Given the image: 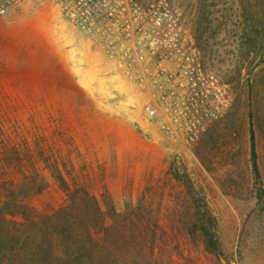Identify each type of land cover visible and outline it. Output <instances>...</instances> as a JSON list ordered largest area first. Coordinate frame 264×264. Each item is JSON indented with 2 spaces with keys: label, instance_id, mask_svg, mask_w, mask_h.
<instances>
[{
  "label": "rangeland",
  "instance_id": "rangeland-1",
  "mask_svg": "<svg viewBox=\"0 0 264 264\" xmlns=\"http://www.w3.org/2000/svg\"><path fill=\"white\" fill-rule=\"evenodd\" d=\"M121 1L126 21L132 2L156 0ZM167 1L181 9L184 34L196 47L180 0ZM207 2L212 4L210 45L196 48L226 84L230 105L197 142L184 146L145 121L149 93L135 76L149 71L147 62L121 67L103 47L102 34L72 26L57 7L41 1L26 2L0 20V152L8 155L16 148L27 174L32 163L56 165L71 188L85 187L103 208L109 197L123 213L145 195L144 207L160 209L172 244H187L172 232L179 227L181 189L171 178L174 163L204 192L217 217L221 263L264 264V49H239L238 0L233 9L228 0ZM251 126L259 180L252 173ZM12 167L15 174L17 166ZM43 174L48 186L32 204L40 211L61 207L65 191L48 169Z\"/></svg>",
  "mask_w": 264,
  "mask_h": 264
},
{
  "label": "trees",
  "instance_id": "trees-1",
  "mask_svg": "<svg viewBox=\"0 0 264 264\" xmlns=\"http://www.w3.org/2000/svg\"><path fill=\"white\" fill-rule=\"evenodd\" d=\"M207 1L180 0L191 23L196 47L204 51L209 49L212 22V4ZM228 1L233 9L236 0ZM238 3L240 6L235 10L241 8V18L235 25L241 33L239 49H264V0H238ZM250 155L253 176L259 180L252 126ZM2 156L9 159L0 161V264H210L194 254V246L196 251L210 257L212 264H222L217 217L204 192L174 163L171 178L181 189L176 193L179 227L172 232H177L187 244L179 241L172 244L168 229L161 222L160 209L144 207L145 195L135 207L117 212L109 197H104L103 208L85 187L71 188L56 165L46 163L39 168L32 163V171L27 174L29 170L22 166L16 148L8 155L0 152V159ZM14 165L16 173L12 174L9 170ZM45 168L65 191L66 203L40 211L32 200L48 186Z\"/></svg>",
  "mask_w": 264,
  "mask_h": 264
},
{
  "label": "built area",
  "instance_id": "built-area-1",
  "mask_svg": "<svg viewBox=\"0 0 264 264\" xmlns=\"http://www.w3.org/2000/svg\"><path fill=\"white\" fill-rule=\"evenodd\" d=\"M41 1L57 7L72 26L102 34L121 67L129 69L134 61L148 63L149 71L135 76L149 93L143 115L164 137L191 146L226 113L230 105L226 84L186 39L183 13L169 1L132 2L131 18L123 21L121 0H0V20L26 2ZM112 28L117 29L113 36Z\"/></svg>",
  "mask_w": 264,
  "mask_h": 264
},
{
  "label": "crops",
  "instance_id": "crops-1",
  "mask_svg": "<svg viewBox=\"0 0 264 264\" xmlns=\"http://www.w3.org/2000/svg\"><path fill=\"white\" fill-rule=\"evenodd\" d=\"M105 43H106V41H105ZM103 44V47L105 48L106 47V49H108V45L106 46V44ZM117 48V47H116ZM146 62V61H145Z\"/></svg>",
  "mask_w": 264,
  "mask_h": 264
}]
</instances>
